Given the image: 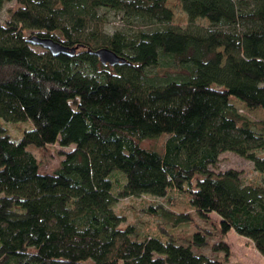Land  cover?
<instances>
[{
  "label": "trees",
  "instance_id": "1",
  "mask_svg": "<svg viewBox=\"0 0 264 264\" xmlns=\"http://www.w3.org/2000/svg\"><path fill=\"white\" fill-rule=\"evenodd\" d=\"M166 1L14 0L8 9L0 22V264H218L192 249L208 244L209 230L183 243L159 223L139 237L114 208L119 198L173 191L201 219L216 214L220 234L233 229L264 255V118L251 121L231 102L264 108V0H180L190 19L209 22L193 29L170 24ZM104 10L126 27L106 32ZM153 23L161 26L145 29ZM33 36L75 50H37ZM101 47L119 60L102 62L93 52ZM4 122L28 126L16 139ZM162 133L161 152L140 144ZM53 142L73 146L60 150L54 170L40 171L26 146ZM226 150L251 160L261 180L216 171ZM146 211L170 226L193 221L162 203ZM212 248L227 259L224 240Z\"/></svg>",
  "mask_w": 264,
  "mask_h": 264
},
{
  "label": "rangeland",
  "instance_id": "2",
  "mask_svg": "<svg viewBox=\"0 0 264 264\" xmlns=\"http://www.w3.org/2000/svg\"><path fill=\"white\" fill-rule=\"evenodd\" d=\"M15 5L14 0H7L2 5V8L0 9V22H4L8 18V9L10 7H15ZM166 6L172 11L170 24L179 28L193 29L196 26H207L209 23L204 17L190 19L187 12L182 8L180 0H167ZM103 13L105 14L103 29L106 32H112L115 29L126 27L121 14L119 15L111 10H104ZM159 26H161L160 23H153L145 26V29L152 30ZM33 47L37 50L44 49L39 45H33ZM231 102L242 116L251 121H257L264 118L263 107L250 109L240 100L232 99ZM4 124L16 139L20 137L21 129L28 126L26 123L17 125L15 123L4 122ZM167 136L166 133H162L154 137H146L141 140L140 144L147 149H154L161 152ZM72 146V144L62 146L58 142H53L47 143L43 147L28 144L26 148L35 155L40 171H51L59 165L63 158L60 150H68ZM227 168H235L239 170L241 179L244 183H254L261 180V174L254 169L251 160L228 150L222 151L219 154V159L214 169L216 171H221ZM169 196L168 199L166 197H154L143 194L138 196H127L119 198L116 201L114 208L118 213L124 216V222L132 223L134 225L139 237H142L145 234L155 233L156 225L159 223L162 224V227L170 232L174 238L183 243H187L193 232L196 230L204 232L209 230L210 234L205 235L208 244L201 247L192 245L194 251L205 253L212 258L219 260L218 264H264V255L255 249L251 240L246 236L236 233L233 229L228 230L225 235L220 234L216 224L218 220L216 214H211L214 219L213 221H205L189 206L185 196L179 195L175 191L171 192ZM151 202L165 204L167 208L175 212H189L193 221L191 223H181L175 226H170L163 222V220L161 221L159 216H153L146 211ZM220 240H224L228 245L229 255L227 256V259H223V251L214 250L212 248V244L217 243Z\"/></svg>",
  "mask_w": 264,
  "mask_h": 264
},
{
  "label": "water",
  "instance_id": "3",
  "mask_svg": "<svg viewBox=\"0 0 264 264\" xmlns=\"http://www.w3.org/2000/svg\"><path fill=\"white\" fill-rule=\"evenodd\" d=\"M30 42L40 45L42 48L49 50L52 54L57 55L59 53H64L68 55H72L75 48H69L68 46H65L61 42L54 40L50 37H36L33 36L30 39ZM96 53L102 62H115L119 60V56L114 53L112 50L106 48V47H101L98 48L97 50L93 51Z\"/></svg>",
  "mask_w": 264,
  "mask_h": 264
}]
</instances>
